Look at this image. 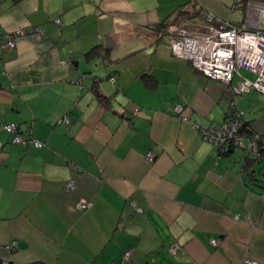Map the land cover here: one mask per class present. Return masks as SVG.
Returning a JSON list of instances; mask_svg holds the SVG:
<instances>
[{"label":"crops","instance_id":"1","mask_svg":"<svg viewBox=\"0 0 264 264\" xmlns=\"http://www.w3.org/2000/svg\"><path fill=\"white\" fill-rule=\"evenodd\" d=\"M194 1L0 0V38L25 32L0 47V264H264V161L201 134L234 101L264 138V95L173 55L162 26L201 20ZM9 123L43 146L13 144Z\"/></svg>","mask_w":264,"mask_h":264},{"label":"built area","instance_id":"2","mask_svg":"<svg viewBox=\"0 0 264 264\" xmlns=\"http://www.w3.org/2000/svg\"><path fill=\"white\" fill-rule=\"evenodd\" d=\"M252 5L251 1L248 6ZM248 7V8H249ZM201 20L171 21L165 29L164 39L170 46L174 56L191 62V64L205 76L232 87L235 94L260 92L264 94V23L248 20L242 24L222 19L211 12H202ZM57 23L60 20H56ZM25 35L23 29L13 30L0 38V47L15 48L18 40ZM244 69L255 74V78H247L240 74ZM237 75L241 80L232 84ZM116 75L112 77L115 80ZM135 113L139 112L136 108ZM172 111L183 114L184 106L177 103ZM244 111L238 110L233 101L224 121L214 128H202L204 140L214 144L219 154H228L234 149H241L247 157L260 159L264 146L262 137L257 132L249 133L244 130ZM59 123H69V117L58 120ZM2 129L12 134V143L15 145L34 146L40 148L43 143L31 136H24L19 126L14 123L4 124ZM156 155L149 151L146 159L152 162ZM69 189L74 188V182L67 184ZM92 203L84 199L78 200V209L89 208ZM130 206L136 213H143V208L135 200ZM237 217V216H236ZM235 217V218H236ZM237 219V218H236ZM210 244L217 246V239H210ZM169 250L172 254L179 251V245L173 243ZM134 249L125 252L126 259H131ZM244 264H261L247 258Z\"/></svg>","mask_w":264,"mask_h":264},{"label":"rangeland","instance_id":"3","mask_svg":"<svg viewBox=\"0 0 264 264\" xmlns=\"http://www.w3.org/2000/svg\"><path fill=\"white\" fill-rule=\"evenodd\" d=\"M194 3L199 8H201L204 5V7H206V10L216 14L221 18L230 19L231 21H234L238 24H241L240 22L244 20L245 21L248 20L249 23H253L254 21L260 20L259 22L264 23V1L261 0H251L252 5L250 7L248 6L247 3L246 12L244 7L242 6L240 7L242 3L239 0H195ZM241 71L243 74L248 75L249 78L251 79L255 78V74L246 71L244 69H242ZM238 79L239 77H235L233 85L237 83ZM255 94L261 96V93L259 92H255L254 95ZM236 95L237 98H241L247 94H236ZM246 104L242 102L239 103L237 105L238 110L245 112L247 106ZM237 151H242V150H237Z\"/></svg>","mask_w":264,"mask_h":264},{"label":"trees","instance_id":"4","mask_svg":"<svg viewBox=\"0 0 264 264\" xmlns=\"http://www.w3.org/2000/svg\"><path fill=\"white\" fill-rule=\"evenodd\" d=\"M249 1H251V0H244V1H241V3H242V5H240V7L242 6V7H244V9H246V7H247V3L249 2ZM261 1H264V0H261ZM195 16V15H194ZM175 20H177V19H174L173 21H175ZM167 25L168 24H163V28L164 29H166V27H167ZM163 35H165V31H164V34ZM90 55H97V54H99V52H91V53H89ZM88 54V55H89ZM146 75H142V78L143 79H145L146 80ZM97 96H98V99H99V101H101V103L102 104H104V105H107V103H108V100H107V98H105L103 95H101L100 93H99V91H97ZM243 128H244V130L245 131H247V132H249V133H252V132H255L254 130H252L250 127H248V123L245 121V123H244V125H243ZM260 135V134H259ZM261 136V135H260ZM262 137V136H261ZM262 144H263V146H264V138L262 137ZM262 150V154H263V156L260 158V159H253V158H250V157H247V162H246V164H245V169L246 168H255L259 163H261L262 161H264V149H261ZM259 171L261 172V178L262 179H257V181H258V183H260V184H262V186H263V184H264V166L263 167H261V168H259ZM252 172H254V171H252ZM252 172H250V176H252L253 175V173ZM255 175H253V177H254ZM9 264V263H8ZM32 264H36V263H32Z\"/></svg>","mask_w":264,"mask_h":264},{"label":"water","instance_id":"5","mask_svg":"<svg viewBox=\"0 0 264 264\" xmlns=\"http://www.w3.org/2000/svg\"><path fill=\"white\" fill-rule=\"evenodd\" d=\"M239 1L241 2V1H244V0H239Z\"/></svg>","mask_w":264,"mask_h":264}]
</instances>
